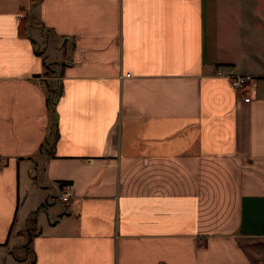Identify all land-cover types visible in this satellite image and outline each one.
<instances>
[{
	"label": "crops",
	"instance_id": "obj_1",
	"mask_svg": "<svg viewBox=\"0 0 264 264\" xmlns=\"http://www.w3.org/2000/svg\"><path fill=\"white\" fill-rule=\"evenodd\" d=\"M0 264H264V0H0Z\"/></svg>",
	"mask_w": 264,
	"mask_h": 264
},
{
	"label": "built area",
	"instance_id": "obj_2",
	"mask_svg": "<svg viewBox=\"0 0 264 264\" xmlns=\"http://www.w3.org/2000/svg\"><path fill=\"white\" fill-rule=\"evenodd\" d=\"M217 74L229 77L235 87L244 86L251 78V75L249 74H232L231 71L226 70L224 67H219L217 69ZM58 185L60 188V200L62 202L68 201L73 195V182L69 179H63L59 181Z\"/></svg>",
	"mask_w": 264,
	"mask_h": 264
},
{
	"label": "rangeland",
	"instance_id": "obj_3",
	"mask_svg": "<svg viewBox=\"0 0 264 264\" xmlns=\"http://www.w3.org/2000/svg\"><path fill=\"white\" fill-rule=\"evenodd\" d=\"M35 20L36 19H34V17H33V22L34 23H36L35 22ZM26 232H28V229H26ZM255 242V241H254ZM259 242V244H260V241H258ZM256 243V242H255ZM250 245V244H249ZM249 245H247L248 246V248H250L251 249V247H249ZM261 245V244H260ZM253 248V247H252ZM11 250H12V253H13V258L12 259H15L16 257H19V256H23V253H25V250L24 249H22L21 247H19V246H12V248H11Z\"/></svg>",
	"mask_w": 264,
	"mask_h": 264
}]
</instances>
